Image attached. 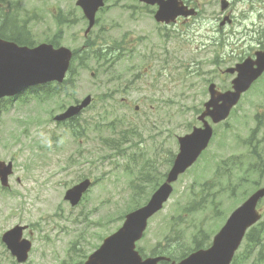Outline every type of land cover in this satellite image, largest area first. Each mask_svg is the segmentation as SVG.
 <instances>
[{"label":"rangeland","instance_id":"rangeland-1","mask_svg":"<svg viewBox=\"0 0 264 264\" xmlns=\"http://www.w3.org/2000/svg\"><path fill=\"white\" fill-rule=\"evenodd\" d=\"M75 1L1 0L5 7L17 8L16 17L13 13L9 18H16L18 27L24 26L31 34L33 45L57 35L58 45L74 50L82 47L86 39L98 46L110 44L112 50L127 46L116 65L101 63L96 60V54H91L88 60L81 54L74 62L70 77L74 86L66 97L60 93L51 99L37 100L45 88L42 87L17 101L0 104V159L13 161L9 186H0V236L14 224L28 225L24 236L31 240L32 247L22 264H61L63 261L77 264L84 260L101 238L120 224L125 212L148 198L144 197L151 186L142 183L145 194L131 196L129 182L141 165V162L131 165L136 151L133 145L127 157H118L94 139L91 127L87 133H93L90 139L93 143L76 152L79 139L71 133L68 135L67 128L53 129L50 136L46 132L54 114L90 94L95 96V101L83 111V119L95 113L94 122L102 126V135L98 138L107 139L108 144L118 142L120 132L129 121L145 136L147 149L151 148L150 139L154 144L160 140L161 150H167V158L174 149L177 152L174 135L185 133L190 125H199L196 110L207 99L202 89L204 81L217 75L211 65L206 67L203 76L190 72L188 67L202 60L205 53L195 52L197 39H184V27L192 29L191 37L196 29L195 34L211 30L209 34L215 39L212 50L219 56L221 71L239 57L232 55V49L244 50L241 55H246L252 48L264 44V0H230L234 22L221 30L216 21L220 12L217 0H200L208 9L191 23L178 22L165 27L153 20L154 6L137 0H105L96 14L94 27L86 36L83 31L87 21ZM57 20H62L60 25ZM178 30L182 36L177 34ZM109 72L116 82L106 80ZM221 77L220 85L227 89L231 77L226 74ZM252 87L255 88L241 99L235 112L214 127L212 142L199 163L173 184L169 200L150 218L143 238L136 243L146 256L152 255L155 248H170L175 253L185 251L203 237L209 241L230 211L255 187L264 184V104L247 98L256 96L258 91L264 94V75ZM108 92L112 96L103 100L101 95ZM121 98L126 102H121ZM129 137L130 143L134 139L132 135ZM70 156L75 157L69 159ZM221 160L230 172L217 179L213 177L215 165ZM154 164L163 174L169 168L162 155ZM126 166L129 168L124 172ZM83 176L95 179L96 184L71 208L62 200L63 192ZM149 178L153 182L159 175L155 173ZM203 182L213 184L209 194H200L199 184ZM204 197L203 208L181 210L187 202ZM260 207L261 221H264V202ZM179 211L182 219L176 222ZM169 220L175 223L171 228ZM258 232L264 240V233L255 231ZM71 244L75 245L72 251ZM247 249L242 248L234 264H261L255 260V250L247 252ZM0 264H18L1 239Z\"/></svg>","mask_w":264,"mask_h":264},{"label":"water","instance_id":"water-1","mask_svg":"<svg viewBox=\"0 0 264 264\" xmlns=\"http://www.w3.org/2000/svg\"><path fill=\"white\" fill-rule=\"evenodd\" d=\"M149 3L158 2L159 11L155 14L156 20L168 22L181 12L176 0H141ZM77 5L83 9L89 20V27L94 23L95 12L103 4V0H77ZM70 52L61 47L54 49L49 44H40L34 48L20 47L12 42L0 40V96L18 92L25 86L44 82L52 79L61 80L68 66ZM256 65V66H255ZM237 76L233 80V91L215 97L205 104L206 110L203 115H210L214 121L224 118L229 109L235 104L241 92L248 88L264 70V51L257 54L254 61L246 59L236 67ZM229 71H234L230 69ZM221 100V103L219 101ZM89 102L86 99L81 106L69 108L67 113L61 114L57 119L72 115L82 106ZM212 108V109H210ZM211 136V129L194 128L192 133L180 137L179 153L177 154L172 168L167 174L165 181L154 191L148 202L125 216L123 226L114 235L106 238L103 244L91 253L83 264H158L163 259L161 256L141 259L134 249V242L142 235L146 227L147 219L154 214L171 193V182L175 181L178 174L198 156L205 148ZM11 172V163L3 165L0 162V179L2 185L7 183V175ZM88 186L84 180L74 186L66 194V198L72 204L76 203L81 192ZM264 196V187L250 195L240 204L227 218L224 225L214 235L212 244L208 249L197 250L179 262L170 264H229L234 250L239 245L245 229L254 223L258 214L256 204ZM20 227H14L3 235V239L17 257L19 262L25 261L30 243L19 240Z\"/></svg>","mask_w":264,"mask_h":264},{"label":"trees","instance_id":"trees-1","mask_svg":"<svg viewBox=\"0 0 264 264\" xmlns=\"http://www.w3.org/2000/svg\"><path fill=\"white\" fill-rule=\"evenodd\" d=\"M13 38L17 39V35H14ZM52 42L56 43L54 41H52ZM252 232H253V229L251 228L248 231V233L246 234V238H245L246 242H245V246L244 247H248V249H247V252H248L250 248L255 247V246H259L261 251H262V253H261L260 257H259V259H260L259 261L261 263H264V243L262 241L261 234H260V232H258L257 234H252ZM196 247H200V245H196ZM166 252H168L169 255L174 256V254H172L171 251L166 250ZM185 254H186V252L184 253V255ZM183 256H181V257H183Z\"/></svg>","mask_w":264,"mask_h":264},{"label":"bare ground","instance_id":"bare-ground-1","mask_svg":"<svg viewBox=\"0 0 264 264\" xmlns=\"http://www.w3.org/2000/svg\"><path fill=\"white\" fill-rule=\"evenodd\" d=\"M153 36V35H152ZM177 36V35H176Z\"/></svg>","mask_w":264,"mask_h":264}]
</instances>
